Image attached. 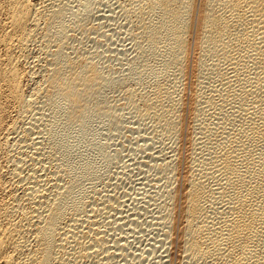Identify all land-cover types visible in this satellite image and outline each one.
<instances>
[{
  "label": "bare ground",
  "instance_id": "6f19581e",
  "mask_svg": "<svg viewBox=\"0 0 264 264\" xmlns=\"http://www.w3.org/2000/svg\"><path fill=\"white\" fill-rule=\"evenodd\" d=\"M0 193V264H264V0H0Z\"/></svg>",
  "mask_w": 264,
  "mask_h": 264
},
{
  "label": "rangeland",
  "instance_id": "374dc122",
  "mask_svg": "<svg viewBox=\"0 0 264 264\" xmlns=\"http://www.w3.org/2000/svg\"><path fill=\"white\" fill-rule=\"evenodd\" d=\"M117 33H118V32H116V34H115V35L117 36L116 39L112 38V37H115L114 34H113V36L111 37V39H113L114 42H115L117 45H116L115 43L112 44V45H113V48H115V47H116V48H122V46L126 45L128 41L126 40L127 38H126V36H125L123 33H122V36L120 35L121 33H120V34L118 33L120 36L117 35ZM123 36H124L125 40H124ZM113 40L110 41V42H108L107 45H106V42H104V44H105V45H104V46H105L104 49H105V50L103 49V47H104V46H103V47L101 48L100 51H101V53H102L103 51H104V52L107 51V52H106V53H102V54H104V55L107 54V55H108L109 50H110L111 47H112V46H111V42H113ZM121 41H122V42H121ZM120 42H121V43H120ZM109 43H110V44H109ZM118 43H119V44H118ZM109 46H110V47H109ZM106 47H107V49H106ZM108 48H109V50H108ZM102 49H103V50H102ZM100 51H99V52H100ZM110 53H111V52H110ZM111 54L114 55L113 53H111ZM115 56H116V55H115ZM118 57H120V55H119ZM114 63H116V62H114ZM122 120H125V121H126V120H129V121H130V120H133V119H131L129 115H125V118L122 117ZM6 121H7V119L5 120V124H6ZM8 121H9V119H8ZM96 125H97L96 123H92V124L89 125L90 135H89L88 138L90 139V141H96L97 144H99V141L103 144V143L106 141V140L104 139L105 136H103L104 134H101L102 136L99 135V134H97V131L94 130V129H96ZM103 132H104V131H103ZM121 133H124V132H123V131L120 132V133L118 134L119 136L116 135V137H112V139H110V138L108 139V137H107L108 140L106 141L107 144H110V143H111L109 146L112 147V150H116V148L118 147V148H117L118 154H119L120 150L122 151V152H120V154H121V155H124V156H121V155L119 154V159H118V161L120 160V162L124 161L127 157L129 158V153L131 154V150H132V149L130 150V148H133V147H134V143H135V141H133V140H135V139H134V138H135L134 135H132V134H130V133L127 134L128 132H125L126 134H125V133H124V134H121ZM120 135H121L123 138H122ZM99 136H100V137H99ZM101 137H102L103 139H102ZM126 137H127V139H126ZM130 137H131V138H130ZM132 137H133V139H132ZM128 138H129V139H128ZM120 139H121V140H120ZM114 140H116L117 142L114 141ZM112 142H113V143H112ZM120 142H121V143H120ZM114 143H115V144H114ZM116 143H118L119 145L116 144ZM130 144H131V147H130ZM112 145H113V146H112ZM121 146H122V147H121ZM114 147H115V148H114ZM119 148H120V149H119ZM128 148H129V150H128ZM122 149H123V150H122ZM124 149H125V150H124ZM129 151H130V152H129ZM125 152H126V153H125ZM124 157H125V158H124ZM120 158H121V159H120ZM128 158H127V159H128ZM127 159H126V160H127ZM120 162H119L117 165H121ZM124 162H125V161H124ZM122 164H123V162H122ZM125 187H129V188H131V185H128V186L125 185ZM134 187H135V186H134ZM136 188H137V187H136ZM134 191H137V189H134ZM0 195H1V193H0ZM1 197H2V196H0V201H1Z\"/></svg>",
  "mask_w": 264,
  "mask_h": 264
}]
</instances>
